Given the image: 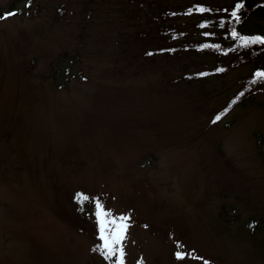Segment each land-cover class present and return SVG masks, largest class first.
<instances>
[{
  "label": "rangeland",
  "instance_id": "374dc122",
  "mask_svg": "<svg viewBox=\"0 0 264 264\" xmlns=\"http://www.w3.org/2000/svg\"><path fill=\"white\" fill-rule=\"evenodd\" d=\"M153 1L0 0V264H264V88L217 119L252 66L143 57Z\"/></svg>",
  "mask_w": 264,
  "mask_h": 264
},
{
  "label": "trees",
  "instance_id": "16d2710c",
  "mask_svg": "<svg viewBox=\"0 0 264 264\" xmlns=\"http://www.w3.org/2000/svg\"><path fill=\"white\" fill-rule=\"evenodd\" d=\"M158 1L148 3L147 10L150 14L153 12L155 20L158 18L157 35L160 36L158 41L161 48L154 52L147 51L143 57L150 58L151 54L165 55L168 59L183 55L211 57L212 67L182 76L180 81L188 83L202 81L205 77H223L239 67L251 65L252 74L243 81V87L228 101L227 107L218 112L217 117L262 91L264 77H258L257 73H264V43L260 42L264 40V35L254 37L245 30L252 31L256 22L264 24V0H229V4L221 8L200 0H176L181 4L175 7H162ZM233 12L237 13L236 17H233ZM178 18L187 19L190 24L184 23L186 26L180 29L174 23ZM233 32L236 33L235 37ZM137 35L138 42L148 37V33ZM244 40L256 42L245 45Z\"/></svg>",
  "mask_w": 264,
  "mask_h": 264
},
{
  "label": "snow or ice",
  "instance_id": "6c2138e0",
  "mask_svg": "<svg viewBox=\"0 0 264 264\" xmlns=\"http://www.w3.org/2000/svg\"><path fill=\"white\" fill-rule=\"evenodd\" d=\"M233 17H236L237 13L233 12L232 13ZM232 35L235 37L236 33L233 32ZM259 40V38H257ZM256 40L253 41H248L244 40L243 43L246 45L248 43H255ZM261 43H264V40H260ZM258 77H264V73H257ZM219 119V117H217ZM78 199L80 201L87 200L88 197L78 194ZM96 215H97V221L99 225V231H100V239L102 241V248L103 250H106L107 253H112L113 252V246L118 245L122 242L124 238V232L127 228L126 223L124 221L127 219L126 217H120L119 218V223L117 220H109L108 216L110 215L109 213L105 212L102 209V206L97 202L96 203ZM112 224L115 225V228L112 230L111 234H108V229L107 225ZM120 251V257H119V264H122V257H123V252L122 250ZM184 255L182 253H177V259H184Z\"/></svg>",
  "mask_w": 264,
  "mask_h": 264
}]
</instances>
